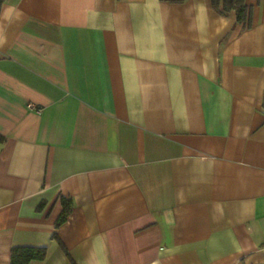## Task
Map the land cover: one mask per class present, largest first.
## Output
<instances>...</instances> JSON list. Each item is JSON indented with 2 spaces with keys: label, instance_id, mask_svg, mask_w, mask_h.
Here are the masks:
<instances>
[{
  "label": "crops",
  "instance_id": "1",
  "mask_svg": "<svg viewBox=\"0 0 264 264\" xmlns=\"http://www.w3.org/2000/svg\"><path fill=\"white\" fill-rule=\"evenodd\" d=\"M245 2L247 28L211 0H3L0 264H264V0Z\"/></svg>",
  "mask_w": 264,
  "mask_h": 264
},
{
  "label": "trees",
  "instance_id": "2",
  "mask_svg": "<svg viewBox=\"0 0 264 264\" xmlns=\"http://www.w3.org/2000/svg\"><path fill=\"white\" fill-rule=\"evenodd\" d=\"M172 4H180L186 0H162ZM3 0H0V6ZM211 6L214 11L223 16H228L231 12L235 14L237 24L243 27L251 25L252 8L247 5L245 0H211ZM2 140V137H0ZM62 210L56 221V226L62 224L71 212L72 200L70 198H61ZM53 237L61 245L56 234ZM264 245V244H262ZM47 256L46 247L17 246L11 249L10 264H30L32 261H43Z\"/></svg>",
  "mask_w": 264,
  "mask_h": 264
},
{
  "label": "built area",
  "instance_id": "3",
  "mask_svg": "<svg viewBox=\"0 0 264 264\" xmlns=\"http://www.w3.org/2000/svg\"><path fill=\"white\" fill-rule=\"evenodd\" d=\"M29 106H30V107H32V105H31V104H30Z\"/></svg>",
  "mask_w": 264,
  "mask_h": 264
}]
</instances>
